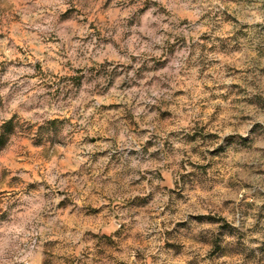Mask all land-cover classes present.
I'll return each instance as SVG.
<instances>
[{
  "label": "clouds",
  "instance_id": "1",
  "mask_svg": "<svg viewBox=\"0 0 264 264\" xmlns=\"http://www.w3.org/2000/svg\"><path fill=\"white\" fill-rule=\"evenodd\" d=\"M205 109L226 113L215 147L196 133ZM9 126L0 152L35 129L49 163L5 170L25 187L0 200V264L203 261L177 243L194 230L264 259V0H0ZM217 165L207 194L189 197ZM217 205L232 232L197 219ZM103 236L124 245L118 257L89 254Z\"/></svg>",
  "mask_w": 264,
  "mask_h": 264
},
{
  "label": "rangeland",
  "instance_id": "2",
  "mask_svg": "<svg viewBox=\"0 0 264 264\" xmlns=\"http://www.w3.org/2000/svg\"><path fill=\"white\" fill-rule=\"evenodd\" d=\"M76 82L78 83V78H76ZM205 112L207 118H205L203 124L197 128L196 133L199 136L211 140L212 146L215 147L219 141V136L216 134V126L225 120L226 113L221 112L213 118L212 112L208 109H205ZM11 132V126L6 130L0 128V135L4 136L3 141L0 143H3ZM35 132V129H31L20 136L11 137L12 142L8 145V150L0 152V200L3 199L4 195L21 191L25 187L21 182L12 181L10 172L6 173V169L24 167L26 169H32L34 172V166L36 164H39L42 170L49 163V157L44 154L46 145H42L39 148L33 147L32 141L28 139V136H34ZM218 151L224 152L225 149L219 148ZM61 163H64V161ZM199 172L202 176L192 181L191 188L185 186V191L189 197L194 198L196 196L206 195L207 193L201 189V185H207L214 182L212 177L215 174L223 175L224 169L220 165H217L216 168L202 167L199 169ZM189 179V177L181 176V181L175 185L177 193H180L181 195L184 194L181 185L184 181H188ZM225 179H227V177H225ZM95 198L96 197L93 195L92 199L94 200ZM216 208L218 215L215 220L211 215L207 218H197L200 222H203L205 219L209 222H215L203 226L211 230L213 233L218 230L219 225L226 223L225 216L230 211V208L222 205H217ZM81 218L85 219L87 223H91V216ZM71 219H76V217L73 215L70 217V220ZM181 226L186 227L187 225ZM224 231L232 232L233 230L225 224L221 228V233ZM177 243L183 246L185 253L190 249H200L201 255L206 257V259L200 261L198 259L193 260L192 256L185 255L184 257H180L182 264H208L209 259L212 260L213 264H252V261L254 260V257L243 255L239 249L221 247V241L219 239H205L204 237L197 238L195 236V230L191 237L181 236ZM93 244L95 246L89 249V254H96L97 257H118L119 254L117 249L124 246L122 244H114V242L107 236L98 238L96 241H93ZM48 251L53 258L65 254L60 245H54L50 247ZM68 264H72V262L68 261ZM259 264H264V259H261Z\"/></svg>",
  "mask_w": 264,
  "mask_h": 264
},
{
  "label": "trees",
  "instance_id": "3",
  "mask_svg": "<svg viewBox=\"0 0 264 264\" xmlns=\"http://www.w3.org/2000/svg\"><path fill=\"white\" fill-rule=\"evenodd\" d=\"M4 136L0 135V142L3 141Z\"/></svg>",
  "mask_w": 264,
  "mask_h": 264
}]
</instances>
